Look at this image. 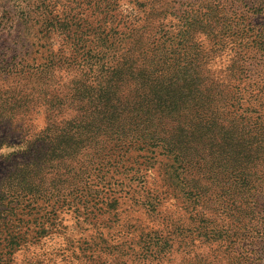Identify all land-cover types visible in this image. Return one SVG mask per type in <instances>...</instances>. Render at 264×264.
I'll list each match as a JSON object with an SVG mask.
<instances>
[{
    "label": "trees",
    "instance_id": "trees-1",
    "mask_svg": "<svg viewBox=\"0 0 264 264\" xmlns=\"http://www.w3.org/2000/svg\"><path fill=\"white\" fill-rule=\"evenodd\" d=\"M121 1L134 16L121 15ZM164 1L60 0L55 8L42 0L35 11L0 8V126L10 118L27 123L28 150L38 156L48 190L62 194L78 171L104 170L133 150L159 154L164 187L194 212L199 242L222 254L210 261L259 264L262 218L248 229L239 214L256 208L244 195L264 169V38L246 36L264 1L169 0L165 8ZM91 5L92 27L82 21ZM31 13L36 28L26 23ZM54 35L61 37L57 52ZM223 50L231 58L217 77L203 58L220 59ZM43 77L53 84L28 83ZM41 112L45 126L35 132L32 120ZM148 178L141 174L133 193L154 210L147 205L164 201L166 191L149 187Z\"/></svg>",
    "mask_w": 264,
    "mask_h": 264
},
{
    "label": "rangeland",
    "instance_id": "rangeland-1",
    "mask_svg": "<svg viewBox=\"0 0 264 264\" xmlns=\"http://www.w3.org/2000/svg\"><path fill=\"white\" fill-rule=\"evenodd\" d=\"M41 1L0 0V8L11 13L15 10L35 11ZM69 1L74 4L82 0ZM226 1L237 3L236 0ZM59 2L52 0L44 5H55L56 8ZM169 4V0H165L163 7ZM257 4L252 11L253 20H250L251 32L246 35L249 39L252 35V38H264V5ZM119 5L122 16H134L128 1H121ZM237 5H234V13L238 12ZM98 7H104V4ZM92 12L93 5L82 17V21L86 19L91 27L96 23L92 20ZM30 17L26 23L30 21L29 25L36 28L33 13ZM223 36L221 29L220 37L227 43V36ZM231 39L239 40L236 34ZM200 40L207 52L210 49L207 39L202 37ZM51 43L54 52L62 48L59 36L54 35ZM207 55L214 57L210 52ZM220 56L214 60L203 58L209 65L206 71L217 77L221 75L218 70L226 68L231 54L226 51ZM28 83L31 86L53 84L51 79L44 77L30 79ZM15 119V122L12 118L10 121L2 119L0 126V264H214L210 260L222 256L216 244L199 242L194 232L197 224L191 220L194 212L175 197L171 189L164 187L165 172L160 169L163 160L159 154L133 150L125 158H111L109 164L114 167L104 170L91 167L81 177L80 173L84 171H78L79 178L74 185L70 188L65 185V194L57 187L49 191L38 156L28 150L27 123ZM32 122L35 132L42 130L45 114L38 113ZM262 168H257L251 191L244 195V198L252 197L256 201V208L252 211L243 208L239 214L240 221L248 229L259 216L264 225ZM141 174L149 176V187L166 191L164 201L147 205L155 207L154 210L144 207L142 199L133 193ZM260 251L262 261L259 264H264V242Z\"/></svg>",
    "mask_w": 264,
    "mask_h": 264
}]
</instances>
